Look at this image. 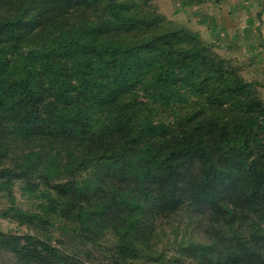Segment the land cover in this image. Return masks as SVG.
<instances>
[{"label":"trees","instance_id":"trees-1","mask_svg":"<svg viewBox=\"0 0 264 264\" xmlns=\"http://www.w3.org/2000/svg\"><path fill=\"white\" fill-rule=\"evenodd\" d=\"M127 1L0 0L5 8V14L0 15V120L5 121L9 132L19 138L47 140L42 123L57 124L76 98L94 104L106 93L111 96L112 90L121 88L117 79H111L117 65L126 67L130 74L141 55L149 57L145 60L148 68L159 63L157 58L183 62L186 53L173 52L176 39L172 35L181 32L125 33L127 28L152 23L151 18L145 19L139 11L125 7ZM71 5L91 12L85 22L71 25V31L64 29L53 35L41 32L40 22L55 9ZM119 29H124L123 33H118ZM190 40L194 42L192 55L206 58L198 35ZM151 71L153 76L146 78ZM151 71L147 75L140 71L137 77L141 87L157 79V87L164 88L163 82L169 76L167 68ZM191 83L195 91H201L202 108L181 113L170 126L164 121L152 125L151 118L137 106L142 103L135 94L126 95L115 106L112 96L104 107L98 130L91 132L79 150L63 149L66 151L59 162H67L61 166L70 168L71 175L83 170L101 174V181L114 178L134 183L136 198L111 199L108 210L117 203L138 210L137 205L143 207L145 201L156 209L176 208L180 202L189 203V207H214L218 203L219 212L229 219L238 215L236 220H249L256 238L253 241L259 247L253 248L249 240L238 237L234 248L226 245V252L229 259L250 260L264 247V237L258 238L263 228L255 221L264 218V102L253 83L229 64L218 69L211 83ZM81 113L78 109L74 114L79 122H83ZM49 140L69 142L56 135ZM42 153V148H37L27 158L37 161ZM51 167L52 164L47 166V170ZM28 171L26 167H1L0 180L9 186L10 179L20 176L34 185ZM38 176L45 181L49 177L48 173ZM55 186L78 195L73 180ZM17 211L21 216L28 215L20 208ZM33 216L40 217L36 213ZM233 234L231 226L230 235ZM231 237H227L230 242L234 240ZM31 239L29 235L0 231V249L11 252L23 264H81L62 263L49 243Z\"/></svg>","mask_w":264,"mask_h":264},{"label":"rangeland","instance_id":"rangeland-1","mask_svg":"<svg viewBox=\"0 0 264 264\" xmlns=\"http://www.w3.org/2000/svg\"><path fill=\"white\" fill-rule=\"evenodd\" d=\"M125 7L139 11L145 19H152L150 25L127 28L125 33L179 31L181 34L172 33L176 39L173 52L186 53V58L180 64L175 61L177 58L165 62L157 56L155 59L159 63L148 68L145 60L149 57L141 55L136 66L129 67L130 74L126 73V67L117 65L111 79H117L121 88L112 90L111 96L106 93L99 97L94 104L91 100L84 102L76 98L57 124L42 123L47 140L19 138L5 128V121L0 120V168L19 170L26 167L29 180L35 182L29 185L24 177L15 176L9 180V186H5L0 180V231L29 235L31 241L38 239L49 243L55 258L62 263L264 264V247L250 260L228 258L226 245L234 248L238 237L249 240L253 248L260 244L253 241L256 238L249 220H236L238 215L229 219L219 212L218 203L214 207L209 204L189 207V203L180 202L176 208L156 209L145 201L143 207L137 205L138 210L118 203L108 210L111 199L117 201L126 196L133 201L136 198L134 183L114 178L101 181L98 179L103 177L101 174L92 175L83 170L71 175L70 168L61 166L67 163L59 162L66 151L63 149L79 150L91 137V132L98 130L104 107L112 96L115 100L112 106H115L126 95L135 94L137 101L142 103L137 106L151 118L152 125L164 121L170 126L181 113L202 108L201 91H195L197 88L191 86V82L196 85L211 83L218 69H225L229 64L246 81L253 83L264 102V0H128ZM88 13L91 12L72 5L57 8L39 26L42 33L50 35L64 32V29L71 31V25L85 22ZM3 14L5 8L0 5V15ZM123 30L117 32L123 33ZM87 34L92 37L90 32ZM194 34L198 35L204 49L201 52L207 54L206 58L192 55L194 42L190 39ZM188 62L190 65L186 64ZM160 68H167L169 72L163 82L164 88L157 87V79L141 87L142 82L137 77L140 71L147 75L148 71ZM149 75L153 76L152 71L146 78ZM78 109L82 111L83 122L74 118ZM52 135L69 142L50 141ZM262 137L264 140V135ZM37 148L43 151L40 158L37 161L28 159V154ZM40 173H48L46 181L39 178ZM67 180L75 181L77 196L65 187L55 186ZM240 193H245L243 187ZM19 208L28 212L27 217L18 213ZM255 221L263 228L258 231L261 233L258 238L264 237V218ZM231 226L233 235H230ZM228 236L234 240L230 242ZM0 264L23 263L11 252L0 249Z\"/></svg>","mask_w":264,"mask_h":264}]
</instances>
